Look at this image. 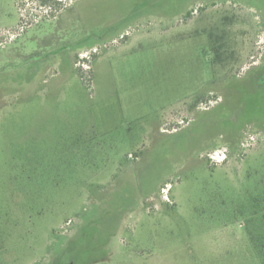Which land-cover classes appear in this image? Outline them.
<instances>
[{"label": "rangeland", "instance_id": "rangeland-1", "mask_svg": "<svg viewBox=\"0 0 264 264\" xmlns=\"http://www.w3.org/2000/svg\"><path fill=\"white\" fill-rule=\"evenodd\" d=\"M253 211L264 0H0V264H263Z\"/></svg>", "mask_w": 264, "mask_h": 264}, {"label": "trees", "instance_id": "trees-1", "mask_svg": "<svg viewBox=\"0 0 264 264\" xmlns=\"http://www.w3.org/2000/svg\"><path fill=\"white\" fill-rule=\"evenodd\" d=\"M209 47L213 54V58L211 59L212 66L214 68L218 67L220 69H224L226 67L225 63L228 59L226 54V39L224 36L221 33L210 34ZM255 214L256 212L253 211L249 219L246 220L248 225L246 229L254 250L257 251L258 255L262 259V263L264 264V221L260 218L257 219Z\"/></svg>", "mask_w": 264, "mask_h": 264}, {"label": "built area", "instance_id": "built-area-1", "mask_svg": "<svg viewBox=\"0 0 264 264\" xmlns=\"http://www.w3.org/2000/svg\"><path fill=\"white\" fill-rule=\"evenodd\" d=\"M27 1V0H26ZM211 158L213 160H216L217 161V158H218V153H214V155H211Z\"/></svg>", "mask_w": 264, "mask_h": 264}]
</instances>
